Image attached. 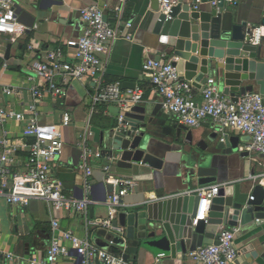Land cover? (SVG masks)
Instances as JSON below:
<instances>
[{"label":"crops","instance_id":"0c3cea01","mask_svg":"<svg viewBox=\"0 0 264 264\" xmlns=\"http://www.w3.org/2000/svg\"><path fill=\"white\" fill-rule=\"evenodd\" d=\"M20 6L36 16L37 20L34 27L27 29L21 36L0 37V109L27 111L26 104L33 100L31 86L40 84L32 65L39 61L38 55L41 52L61 50L69 60H75V44L85 30L80 11L91 6L103 8L106 19L114 27L126 23L133 25V28L126 31L132 35L133 41L122 38L114 43L112 54L106 62L103 84H120L126 97H130L135 91L143 92V104L148 105L150 112L162 104L163 98L143 71L145 62L148 59L156 60L161 49L159 37L154 34L155 21L153 22L151 17V0H41L38 4L21 2ZM227 7L236 12L242 21L261 28V46L264 47V0L242 1L236 6ZM161 61L170 62L171 59L164 54ZM30 77L35 80L29 81ZM209 78L216 77L211 75ZM62 79V76L56 78L59 82H62ZM203 86L197 84L194 88L198 101H201ZM98 88L99 83L92 78L75 81L66 88L64 98L58 99L46 94L42 100L37 101L38 122L42 125H60L64 112L71 114L72 125L62 128L64 148L56 162L53 175L62 184L67 196L79 200L91 198L95 203L85 215L56 210L47 202L38 199L31 200L28 205L16 206L0 199V264H31L34 260L43 262L52 242L53 220L59 221L61 232L72 231L98 247L100 242L109 243V238H100L99 230L89 228L87 224L88 219L96 220L108 216L109 197L105 203L99 202L98 196L94 197L87 190L88 184L92 190L104 182L105 173L102 168L105 166H109L115 176L133 183L125 199L127 207L124 211L140 208L145 200L192 194L205 187L225 186L241 181L257 183L255 177L264 173V154L248 150L250 137L230 129L224 134L219 133L214 122L207 120L198 128L189 127L195 137L193 149H196V145L202 140L205 141L204 146L212 148L214 145L210 138L218 134L220 139L229 135L239 141V150L230 155L217 152L215 167L219 180L213 185L196 187L197 179L188 176L186 165L187 152L190 149L187 141L189 132L179 128L183 124H179L163 109L158 114L153 143L156 155L163 162L161 169L155 170L145 166L129 174L127 171H120L107 159L102 141L106 133L118 126L124 111L115 104L97 105L92 110V99ZM5 89L14 90L16 94H7ZM255 90L254 93L264 96V93H260L259 86L255 85ZM88 122L93 134L91 146L102 154L101 158L91 159L94 173L90 178H86L80 170L83 154L81 140ZM7 129L18 146L13 170H23L28 156V148L24 145L30 142L22 137L24 124L11 123ZM202 149L199 148V151ZM228 230L237 231L235 241L239 255L232 264H264V225ZM114 254L122 257L128 264H192L191 253H180L176 258L161 255L138 260H134L131 255H128V260L125 259V250ZM59 264L83 263L81 256L72 250Z\"/></svg>","mask_w":264,"mask_h":264},{"label":"built area","instance_id":"2783aa9c","mask_svg":"<svg viewBox=\"0 0 264 264\" xmlns=\"http://www.w3.org/2000/svg\"><path fill=\"white\" fill-rule=\"evenodd\" d=\"M41 0H0V37L4 35L13 38L26 33L27 27L15 18V8L21 2L38 4ZM242 1L250 0H193L192 5L198 8L203 5L218 6L222 2L236 6ZM175 2H179L176 0ZM170 0L160 2V10L167 16L171 13ZM81 18L85 25L83 35L76 42L75 60H69L61 50H46L38 55L39 61L32 65L39 85L31 86L32 102L26 104V112H15L0 109V199L10 205H28L31 200L38 199L47 202L53 208L70 213L88 214L95 203L91 198L83 200L67 196L62 184L54 177V168L64 148L62 128L72 125L71 114L64 112L62 123L42 125L38 122V100L46 94L54 98H64L66 88L75 81L94 79L99 88L91 103L92 110L97 105L115 104L123 111L135 105L144 103L141 91L132 92L126 97L120 84L104 85L102 80L106 73V62L110 58L114 43L119 39L133 41L126 31L133 25L126 23L114 27L105 17V11L98 6L83 8ZM171 20L168 17L167 21ZM251 30L250 44L262 45L261 28L248 25ZM33 50V48H30ZM145 76L154 86L156 92L163 98L162 109L172 115L179 124L190 128H198L205 121L211 120L218 132L226 130L241 133L250 137L248 150L264 154V96L259 93L247 94L234 102L224 94L216 78H209L201 89V101L196 99L195 86L191 81L181 80L180 74L172 61L163 62L148 59L143 65ZM62 76V82L56 80ZM35 80L33 77L29 81ZM7 94L16 91L5 89ZM123 120L121 116L120 122ZM11 123L24 124L22 137L30 142L26 165L23 170H13L18 146L8 132ZM92 130L88 122L84 127L81 140L82 164L80 170L86 178L93 176L94 168L91 159L101 158L102 154L94 150L90 140ZM105 173L104 182L113 190L108 201V216L102 219H88V227L95 230H105L107 234H123L124 229L115 227L120 212L127 207L125 199L129 195L133 183L115 176L109 166L102 168ZM264 184V173L255 177ZM259 179V180H258ZM221 186H210L198 191L201 197L200 208L196 217L204 220L211 202L220 192ZM88 193L91 185L87 186ZM52 242L43 262L34 260L31 264H59L61 259L68 257L75 250L82 258L83 264H128L122 257L108 249H102L86 239L78 237L72 231L61 232L58 220L52 222ZM236 230H226L221 234L219 244L206 245L190 254L192 264H232L237 260L239 252L236 246ZM112 240L109 246H113Z\"/></svg>","mask_w":264,"mask_h":264},{"label":"water","instance_id":"95a60500","mask_svg":"<svg viewBox=\"0 0 264 264\" xmlns=\"http://www.w3.org/2000/svg\"><path fill=\"white\" fill-rule=\"evenodd\" d=\"M161 1L151 0L154 34L159 37L161 46L157 61L167 54L181 80L191 81L195 87L206 85L209 77L215 75L224 94L234 102L254 93L255 85L260 87V93H264V47L250 44L249 24L236 12L229 10L224 2L215 7L194 8L192 2L170 0L172 8L167 16L160 10ZM168 17L171 20L167 21ZM15 18L28 30L37 20L20 5L15 8ZM161 109L162 104L153 112L146 104L135 105L124 111L123 120L105 134L102 147L117 169L128 174L145 166L161 169L163 162L156 155L153 144ZM179 128L189 132L188 176L197 179L195 186L198 188L215 184L219 180L215 167L217 152L228 155L238 152L239 141L229 135L220 139L214 134L210 138L212 148L204 146L202 140L193 149L195 137L192 131L185 125ZM199 148H203L202 151ZM112 190V186L103 182L93 187L91 194L105 203ZM200 204L198 192L145 200L138 209L120 212L114 226L123 228V234L98 231L99 237L109 238L113 246L107 242L98 245L113 253L125 250L127 260L128 255L134 260L161 255L176 258L180 253L186 255L205 245L219 244L221 234L229 228L264 225V184L258 181L221 186L206 219L196 222Z\"/></svg>","mask_w":264,"mask_h":264}]
</instances>
